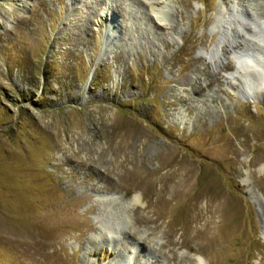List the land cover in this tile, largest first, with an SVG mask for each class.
Returning a JSON list of instances; mask_svg holds the SVG:
<instances>
[{"label":"rangeland","instance_id":"374dc122","mask_svg":"<svg viewBox=\"0 0 264 264\" xmlns=\"http://www.w3.org/2000/svg\"><path fill=\"white\" fill-rule=\"evenodd\" d=\"M259 92L264 0H0V264H264Z\"/></svg>","mask_w":264,"mask_h":264},{"label":"bare ground","instance_id":"6f19581e","mask_svg":"<svg viewBox=\"0 0 264 264\" xmlns=\"http://www.w3.org/2000/svg\"><path fill=\"white\" fill-rule=\"evenodd\" d=\"M192 79V78H191ZM185 82H187V83H189V82H191V80H190V77H185V78H183L182 80H181V83H185ZM186 84V83H185ZM182 85V84H181ZM184 86V85H183ZM259 93H261V96L262 97H264V93H262V92H259ZM179 99H181V100H183L182 98H179ZM181 102V101H180ZM247 181V180H246ZM247 185V187H249L248 186V184H246ZM247 190H249V188H247ZM133 200V199H132Z\"/></svg>","mask_w":264,"mask_h":264}]
</instances>
